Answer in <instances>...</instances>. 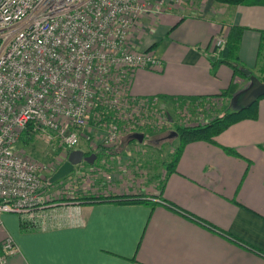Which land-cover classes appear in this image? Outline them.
<instances>
[{"label":"crops","instance_id":"obj_1","mask_svg":"<svg viewBox=\"0 0 264 264\" xmlns=\"http://www.w3.org/2000/svg\"><path fill=\"white\" fill-rule=\"evenodd\" d=\"M159 1L162 12L142 17L131 44L153 45L162 69H137L133 95L219 100V113L240 106L246 78L218 62L226 46L209 47L231 26L244 28L239 62L264 83V47L258 58L264 5ZM228 89L227 96H216ZM173 152L142 182L116 177L109 193L86 194L138 195L147 204L64 199L36 209L39 229L25 233L18 217L3 214L0 241L9 234L17 248L5 264H264V97L256 119L230 125L213 143H187L175 166L169 165Z\"/></svg>","mask_w":264,"mask_h":264},{"label":"built area","instance_id":"obj_2","mask_svg":"<svg viewBox=\"0 0 264 264\" xmlns=\"http://www.w3.org/2000/svg\"><path fill=\"white\" fill-rule=\"evenodd\" d=\"M160 3L0 0V228L6 213L38 224L36 209L49 199L38 160L13 148L23 131L73 148L90 123L106 129L110 143L122 132L160 127L159 97L135 96L131 85L137 69L161 71L162 60L129 41L130 30L144 16L155 18ZM184 102L172 103L184 117L180 126L191 124L187 106L178 105ZM0 247L5 264L17 248L9 234Z\"/></svg>","mask_w":264,"mask_h":264},{"label":"rangeland","instance_id":"obj_3","mask_svg":"<svg viewBox=\"0 0 264 264\" xmlns=\"http://www.w3.org/2000/svg\"><path fill=\"white\" fill-rule=\"evenodd\" d=\"M152 1H154L155 4L159 2V0ZM214 2L216 1L214 0ZM159 7L158 10L160 14L163 9V2L160 3ZM147 17L150 19L154 18L150 16ZM135 32L136 29L134 28L129 32L130 43L131 35ZM227 35L228 34L214 35L210 40V49L213 50L217 47H225ZM214 37H222L224 43L220 44L221 46L215 45L213 43ZM147 49L149 48H136L135 50L146 51ZM243 70L248 69L245 68ZM246 77L248 78L242 79L241 81L243 83L242 86H250L251 81L253 85H256V81L251 78V73ZM246 80L249 81L246 82ZM238 100L242 101V99ZM180 101H187L179 103L178 105L184 108L187 106L189 113L188 123L191 121L190 125L204 123L213 118L221 111L220 109L222 107L219 100L215 101L213 99H205L195 103L187 99ZM157 108L162 111L161 125L159 128L147 127L136 132L144 135L141 142L137 140H132V142L126 140L129 134L135 132H122L118 140L110 143L105 138L106 129L103 131L96 126L90 125L92 124L90 123L88 124L89 128H81L79 130V144L73 148L60 144L58 140L50 138L47 133L31 134L29 131L28 132L33 138L26 143H23L22 140L19 139L16 144L13 145V148L31 157L33 156V158L38 160L40 165L39 173L43 183L42 191L46 197L48 196L49 200L61 199L62 197L74 199L81 194L86 195L98 191L109 193L110 183L114 181L112 178L115 179L117 177L120 181L125 182L138 178V182H142L143 179L145 180V178L149 177L152 170H158L161 168V165H166L165 162L168 160L167 155L175 151L174 149L178 146V140H176L174 134L175 127L180 126L178 123H180L184 117H181L180 114L175 111L174 104L160 97L159 101H157ZM93 143L95 145H93ZM98 145L101 146L99 149L104 150L103 155H97ZM76 149L82 150L84 153L92 151L91 154L96 155L94 162L87 165L82 161L75 165L72 172L65 177L54 183H49V178L67 160L69 153ZM163 162L165 164H163ZM9 214L13 217H18L17 214Z\"/></svg>","mask_w":264,"mask_h":264},{"label":"trees","instance_id":"obj_4","mask_svg":"<svg viewBox=\"0 0 264 264\" xmlns=\"http://www.w3.org/2000/svg\"><path fill=\"white\" fill-rule=\"evenodd\" d=\"M218 3L227 4V5H264V0H215ZM243 27L241 26H231L230 30L227 35L226 40V48L227 52L224 58L219 60V63H226L229 65L234 72H236L239 75H242L244 78H248L243 74V65L239 62L238 59V50L240 41L242 38V31ZM153 47L150 46L149 49ZM264 47V33L262 32V38L261 43L259 47L258 52V58L261 60V50H263ZM216 60L212 61L215 62ZM264 61V58H263ZM252 75V74H251ZM257 83V82H256ZM231 88V86H230ZM249 92V89H244L240 94H238V97L243 100V103L240 106H237L233 110H223L222 112L216 114L213 118L207 120L205 123H198L193 125H185V126H176L175 127V136L178 140V146L175 148V151L171 155L169 165L175 166L176 162L180 156L182 148L189 142L197 141V140H203L208 142H214V137L217 136L219 133L224 131L226 128H228L230 125L244 120V119H256L257 117V102L261 96L257 99H248L247 94ZM229 94V89L224 90L220 92L217 97H224ZM160 98H163L165 101L169 103H174L176 100H189L192 103H195L200 100H205V98H186V97H170V96H159ZM22 138V139H21ZM33 137L30 135L28 130H25L20 135V140H22L23 143L28 142ZM132 142V141H131ZM101 146L98 145V154L103 155L104 150L99 149ZM228 151H231L230 149ZM92 152V151H91ZM90 151L85 152V154L89 155L91 154ZM85 164L89 165L85 162ZM78 201L87 204H94V203H102V202H113L116 204H135V203H149L146 199L139 197L138 195H110V196H88L83 194L82 196H77L74 199L72 198H65L62 197L61 199H51L46 200L43 205H48L50 203H56L57 201ZM82 203V204H83ZM19 220V230L21 232H29L39 229L38 224L34 223L33 221H30L29 219H22L20 215H18Z\"/></svg>","mask_w":264,"mask_h":264},{"label":"water","instance_id":"obj_5","mask_svg":"<svg viewBox=\"0 0 264 264\" xmlns=\"http://www.w3.org/2000/svg\"><path fill=\"white\" fill-rule=\"evenodd\" d=\"M243 73L246 76L250 75V70H243ZM249 89V92L247 94L248 99H257L264 95V83H256V85H253V82H250V86L247 87ZM176 134V132H174ZM142 133H131L126 137L127 141L137 140L139 142L143 139ZM96 158L95 154H90L85 156L84 152L82 150H72L67 160L56 170V172L49 178V183H54L57 180L62 179L67 174L72 172L75 165L83 162H86L88 164H92Z\"/></svg>","mask_w":264,"mask_h":264},{"label":"flooded vegetation","instance_id":"obj_6","mask_svg":"<svg viewBox=\"0 0 264 264\" xmlns=\"http://www.w3.org/2000/svg\"><path fill=\"white\" fill-rule=\"evenodd\" d=\"M85 156H87V154L84 153Z\"/></svg>","mask_w":264,"mask_h":264}]
</instances>
